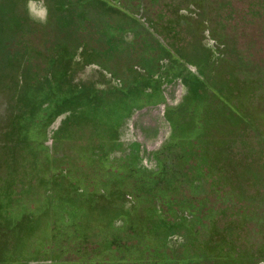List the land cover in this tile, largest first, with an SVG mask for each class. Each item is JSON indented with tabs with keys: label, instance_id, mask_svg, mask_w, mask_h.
I'll list each match as a JSON object with an SVG mask.
<instances>
[{
	"label": "rangeland",
	"instance_id": "rangeland-1",
	"mask_svg": "<svg viewBox=\"0 0 264 264\" xmlns=\"http://www.w3.org/2000/svg\"><path fill=\"white\" fill-rule=\"evenodd\" d=\"M125 8L133 15L126 33L160 32L139 52L150 76L133 71L130 86L107 80L91 63L112 68L115 54L124 57L117 43L98 57L69 42L84 26L110 38ZM158 62L164 66L159 79ZM52 139L54 158L64 165L89 162L99 149L105 161L137 165L140 158L137 167L146 174L159 170L157 155L164 168L175 167L174 175H160L164 182L144 184L120 172L106 178L107 186L116 182L117 192L133 197L125 211L148 247L137 254L149 258L137 264H161L153 261L154 236L176 232L170 247L182 244L189 257L178 264H264V0H0V193L16 190L19 160L31 174L26 192L36 201V207L8 209L19 217L34 212L38 222L47 219L46 180L66 168L47 170L52 156L44 143ZM196 164L204 182L195 185ZM67 180L58 178V188ZM174 189L207 196L203 215L196 218L191 203L173 198ZM76 190L67 194L75 218L82 211ZM184 232L185 239L178 236ZM25 233L4 230L0 264H25L19 259L26 254L45 253L44 229L33 231L36 239L23 253L13 248L20 234L29 240Z\"/></svg>",
	"mask_w": 264,
	"mask_h": 264
},
{
	"label": "flooded vegetation",
	"instance_id": "flooded-vegetation-1",
	"mask_svg": "<svg viewBox=\"0 0 264 264\" xmlns=\"http://www.w3.org/2000/svg\"><path fill=\"white\" fill-rule=\"evenodd\" d=\"M151 1L152 0H140V3L142 4V2H144L148 5V2ZM132 17L133 15L128 12L127 8H125L123 22L121 21V23H117L115 26L113 24L118 33H113L110 38L105 35V33H92L93 31L89 26H84L82 30L77 31L78 33H71L72 35L69 41L80 47L82 52L85 51L88 55L95 53L98 57L102 53L106 54L110 52L114 44L117 43L120 46V52L124 54V57H119L118 61V55L115 54V61L110 63L112 68H105L103 66L105 63L104 61H95L91 63L97 65V68L99 69L98 71L101 75L105 74L103 76L104 78L107 76V80L124 86L132 85L130 77L132 76L133 71L140 72L146 77L150 76V71L152 69L150 68L149 70L147 63L139 62V52L144 49L143 43H145L146 46L149 45L151 43L150 38L153 36L154 40V38L157 37L156 35L160 33L159 30H156L155 33H139V37L136 36V33H126L132 26ZM86 21L89 22L88 20ZM129 34L131 35L129 36ZM47 35L51 37L56 36V34L52 36V33H47ZM114 50L116 49L114 48ZM79 59L82 60V62H85L83 61L85 56L81 55ZM195 65L197 67L202 66L201 63ZM116 69H119L120 72L118 76V70L116 71ZM154 69L156 73L155 77L157 79L164 76V66H162L160 62L156 63ZM202 78L205 83H208V80L205 79L204 76ZM92 85L97 87L96 85L99 84L96 82ZM148 89L151 92L154 91L153 88ZM162 104L168 105L166 97L162 101ZM145 105L136 110L138 111L144 108ZM129 118L130 116L127 120ZM121 127L122 126L119 128V132ZM55 143L56 142H54L53 139L49 143H44L47 146V149L50 150L49 153L52 156L49 163H47V170L54 172V170L61 165H63L61 166L63 167L61 169L66 168L63 171H60L62 172L61 175L56 173L54 178L46 180L45 198H47L46 203L48 207V209H45L44 213L47 218L46 220L43 221V219H41V222H38L39 218L35 217L36 214H34V212H32V214L25 213L24 216L30 218L27 220L24 216L19 217L15 212L8 211L10 208H20L19 206L21 205L36 207L35 197L30 196L29 193L26 192L30 187L29 181L31 180V174H26L20 169L22 163L19 160L16 162L14 161V163L19 166L15 169L18 170V176L14 179L12 178V180H15V189L17 191L13 190V195H10L9 193H0V236L4 235V230H26L25 235H27L28 232L29 240L26 236L23 237V235L20 234L18 238L22 240L13 247L18 250L19 253H23L27 250V244L32 241L33 238L36 239V235L33 231L38 229H44L47 231V237H45L43 248L45 253L37 258H33L31 254H28L29 256L26 254V257L19 259L21 261L20 263L137 264L141 262H149V258L143 256L144 254H137L140 248L148 247L145 244H140V241L143 239L136 234V228L133 227L130 221H128L131 217H127V212L125 211V209L129 208L126 207V204H131L130 201L133 199L132 195L125 192V189L122 188L117 192L118 188L116 182H110L107 186L106 178L107 176L114 177V172L123 173L124 176L129 179H132L135 174L137 177L136 182L147 184L150 180L160 177L165 171H167L170 176L174 175V172L176 171L175 167L171 165L169 167L170 169L164 168L166 162L157 155L160 165L159 170L151 174H146L143 169L137 167L140 158L137 159V165L126 160L116 162L115 158H111V156L109 157L110 159L105 161L99 157V149H97L98 153L95 155L96 157H93L89 162L81 161L75 164L72 161H68L67 165H64L63 161H61L62 159L54 158V156L57 155V152L54 149ZM135 145L136 149L140 152V143L136 142ZM167 147V145L166 147L164 146L161 151H159V154H165L169 148ZM125 158L129 159L132 157L130 154H126ZM85 162H87V164ZM74 166L78 167L74 168ZM197 167L198 165L196 164V169L194 168L193 172L190 171L192 175L191 179H194L195 185L204 182L202 177H197V175H195L198 172ZM28 170H31V166ZM67 176L69 178H67ZM58 178L65 180L68 179L64 190L62 187L58 188ZM161 179L163 182L166 181L165 178ZM2 182L3 180H0V188ZM76 185V193L78 192V197H80L79 200L82 211H77L78 214L75 218V216L72 217L70 215L73 212V207H71L72 204L68 202L67 194L72 193L69 190L73 191ZM161 192H163V190ZM166 193L168 194L169 191H166ZM192 193L187 190L180 191V189H174L172 194L173 198L179 201L186 200L191 203L196 210L194 216L199 218L203 215L202 209L205 208L207 196ZM116 200L122 204V210H124L123 213H117ZM16 211L22 212L21 209H17ZM162 213L163 211L160 212V214ZM192 217L193 215L190 216V219ZM32 218L34 221H32ZM177 219L179 218L174 219L173 222H176ZM165 223L168 222L164 221L162 228H159L158 232H162ZM149 229L152 228L149 227ZM178 233L180 232L173 234L167 233L166 235H164V233H159L154 236V247H152L151 250L153 251L155 248L158 249V252L156 253L158 256L154 257L153 261L160 262L161 264H178L189 258L185 255L182 249V244L179 245L178 249H172V247H170V239ZM178 236H182L185 239L187 234L184 232ZM31 248L34 249L33 247ZM133 252H136L137 254L134 257H132ZM143 257L146 259L143 260Z\"/></svg>",
	"mask_w": 264,
	"mask_h": 264
}]
</instances>
